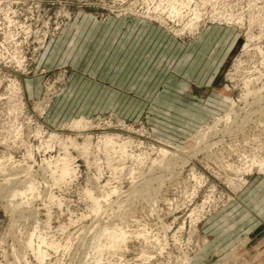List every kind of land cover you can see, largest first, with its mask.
Here are the masks:
<instances>
[{
	"label": "rangeland",
	"instance_id": "374dc122",
	"mask_svg": "<svg viewBox=\"0 0 264 264\" xmlns=\"http://www.w3.org/2000/svg\"><path fill=\"white\" fill-rule=\"evenodd\" d=\"M163 1L0 0V187L36 188L0 195V264H264V99L213 150L195 138L264 97V0L187 1L194 34ZM161 147L190 160L162 172ZM159 175L155 201L128 196Z\"/></svg>",
	"mask_w": 264,
	"mask_h": 264
},
{
	"label": "bare ground",
	"instance_id": "6f19581e",
	"mask_svg": "<svg viewBox=\"0 0 264 264\" xmlns=\"http://www.w3.org/2000/svg\"><path fill=\"white\" fill-rule=\"evenodd\" d=\"M150 1V0H148ZM159 1V0H158ZM165 1V7L164 6H161V4H159V2H157L159 5L155 6V11L158 12L159 10V14L155 15V17L158 19V21H165L166 18L169 19H172L171 21H185L184 23V26L182 28H174L173 31H175L177 34H181V32H185L184 30L188 31H192L193 34H194V31H198L200 26L203 25V24H206L204 22V17L205 14H207L206 10L203 8L201 9H198L199 7H197V3H195V8H192L190 7V5L187 3V1L191 2V0H164ZM163 1V2H164ZM209 1L211 0H204L203 1V4H200L201 6L205 5L206 3H208ZM195 2V1H194ZM153 3V2H152ZM162 3V1L160 2ZM164 4V3H163ZM162 4V5H163ZM204 7V6H203ZM190 9V12H188L187 14L185 13L186 11L184 10H187V9ZM166 9V11H165ZM146 11H147V8H146ZM150 11H148L149 13ZM152 12V11H151ZM145 13V12H144ZM165 13H168L166 17V14ZM185 13V14H184ZM164 14V15H163ZM189 15L188 19H187V16ZM213 15V14H212ZM165 16V17H164ZM153 16H151L152 18ZM207 18V17H206ZM230 18V17H229ZM213 19V18H212ZM154 20V18H153ZM231 20V18H230ZM203 22V24H202ZM183 23V22H182ZM168 24V23H167ZM180 25V24H179ZM202 27V26H201ZM24 29V28H23ZM191 33V32H190ZM186 34V33H185ZM180 36V35H179ZM260 52V51H259ZM263 62V61H262ZM20 64V63H19ZM24 65V64H22ZM21 65V66H22ZM19 67V66H18ZM253 73V72H252ZM250 74V73H249ZM251 77V76H250ZM250 79V78H248ZM247 79V80H248ZM253 79V78H252ZM246 80V79H245ZM246 80V81H247ZM257 80V79H256ZM245 81V82H246ZM252 80H248L245 84H246V87L248 89L249 87V84ZM255 82V81H253ZM255 84V83H254ZM245 86V85H244ZM251 87V86H250ZM264 89V87H263ZM21 91V90H20ZM46 93V92H45ZM49 93V92H48ZM246 100H245V104L244 106L242 107H238L237 108V102L233 101L232 102V105H231V110L226 113V115L223 117V122L225 123V125L222 127V128H219V125H220V121L221 119H218V121L216 122L215 125H213L212 127H209L207 131H203V132H200L198 133L195 138H197V146L200 147L198 148V151H211L213 150L214 148H216L217 146H219L222 141L224 140V137L226 136V134H232L234 132V128H236V126L239 124V122H237L236 119H232L231 118V115L233 113H235L237 111V109H240L241 111H243L245 113V116L241 119V122L243 123H246L248 122L249 120H251L252 118V113L254 112V107L257 106L258 104L254 105V103L256 101H258L259 99H264V97L262 96V94H260L258 96L257 99H253V98H250V96L252 94H255L252 90H247L246 91ZM53 94V93H52ZM24 95V93H23ZM258 95V94H257ZM262 97V98H261ZM49 99V98H48ZM22 100V98H21ZM24 105V104H23ZM18 106V105H17ZM259 108H263L261 106H257ZM256 108V107H255ZM15 110V109H14ZM21 110V109H20ZM263 110V109H262ZM238 113V112H237ZM83 117V116H82ZM77 118V117H76ZM239 118V117H238ZM86 119V118H85ZM240 119V118H239ZM253 121V120H252ZM251 121V122H252ZM238 123V124H237ZM85 126V123H84V120H75V122L72 124V126L74 128L76 127H81V126ZM240 126V125H239ZM242 127V126H240ZM83 129V128H82ZM237 129V128H236ZM43 130V129H42ZM83 131V130H81ZM38 133V132H37ZM36 134V133H35ZM39 134V133H38ZM43 134V133H42ZM18 136V135H17ZM194 136V135H192ZM36 137V136H35ZM58 136L56 134H52L50 135V139H55L57 138ZM41 138V137H40ZM14 140V139H13ZM59 141V140H58ZM107 144H112V143H116L114 141V139L112 137H105V140H104ZM6 142V141H5ZM70 142V141H69ZM16 144V143H15ZM65 144V143H64ZM163 144V143H162ZM24 145V144H23ZM36 145V144H35ZM34 145V146H35ZM28 146V145H27ZM40 146V145H38ZM60 146H62V144H60ZM167 147V145H165ZM47 147H49V145H47ZM51 147V146H50ZM73 147V146H72ZM16 148V147H15ZM27 148V147H26ZM39 148V147H37ZM160 148V147H159ZM162 148V147H161ZM43 150H46L44 148H42ZM49 149V148H48ZM34 150V149H33ZM32 150V152H33ZM37 151V149H36ZM185 151V150H184ZM29 152V151H27ZM31 152V151H30ZM64 154V153H63ZM160 154L162 155L161 159L159 160H154L153 162V165L154 167L160 169L162 172H165V171H170L169 173H173L175 167H174V163L173 161H171V159H168L167 157L170 155L172 156L173 158H179V156L181 158H185L186 160L189 159L190 157H188L185 153H182V150L181 152H171L169 154V151L164 147L160 150ZM200 154V153H199ZM69 155V154H68ZM135 155V154H134ZM13 156V155H12ZM33 156V155H32ZM139 155H137L138 157ZM64 157V156H63ZM140 157V156H139ZM171 157V158H172ZM60 158V157H59ZM63 159V158H62ZM180 159V158H179ZM190 160V159H189ZM54 161V160H52ZM184 161V160H183ZM51 162V161H50ZM58 162V161H57ZM60 162V161H59ZM176 162V161H175ZM61 164L58 166L59 167V179L60 180H63L65 179L66 177L70 176L73 171L76 172V170H73L72 169V166H70V163H69V160L68 158H64L61 162ZM186 164V163H185ZM260 165V167H264V160L263 161H259L258 163ZM1 161H0V170H1ZM182 166V165H181ZM188 166V165H187ZM255 166V165H254ZM53 167V166H52ZM183 167V166H182ZM47 169V168H46ZM48 170V169H47ZM154 171V170H153ZM156 173H157V170H155ZM4 172V171H3ZM252 172V171H251ZM260 172V171H259ZM264 172V171H263ZM14 173V172H13ZM152 173V172H150ZM262 173V172H261ZM154 174V173H153ZM159 174V173H157ZM156 174V175H157ZM74 175V173L72 174ZM151 175V174H149ZM247 175V174H246ZM168 176V175H167ZM164 178L163 175H159V176H155V177H150L144 181H142L138 186V185H135L133 187V190L129 192L128 196L130 197L131 195H134L136 194L137 192L139 193V195L142 197V198H145V199H153L155 201L156 199V196L154 194H156V192L158 191L159 187L158 185H160V183L162 182V179ZM19 180V179H18ZM237 180V179H236ZM5 186L1 185L0 187V195L3 193H7L8 196H11V197H14L16 198V203H20V201H23L21 198H22V195H24L26 192H31L33 193L34 190L36 189L35 188V183H34V180L33 179H29L28 183L26 185H24V189H20V188H17L16 185H14L13 183L12 184H8V183H11L12 181V178H5ZM14 181V179H13ZM238 181V180H237ZM236 181V184H238ZM160 182V183H159ZM155 184H158L155 186ZM235 184V183H234ZM240 181H239V185H240ZM233 185V184H232ZM231 185V186H232ZM243 185V184H242ZM237 186V185H236ZM140 187V188H139ZM233 187H235V185H233ZM241 187V186H240ZM234 189V188H233ZM236 189V188H235ZM5 193V194H6ZM158 193V192H157ZM4 194V195H5ZM135 196V195H134ZM133 196V197H134ZM132 197V196H131ZM94 198V197H92ZM232 198V197H231ZM95 201L98 202L97 198L95 199ZM99 204V202H98ZM97 205V204H96ZM98 209V208H96ZM22 211V210H21ZM19 212V211H18ZM36 220V219H35ZM197 223V222H196ZM34 234V233H33ZM108 237H109V245L114 247V246H120L121 243L123 242V240L125 239L126 237V233L124 230L122 229H119V228H114L113 231H111L109 234H108ZM43 240V239H42ZM108 245V246H109ZM38 247V246H37ZM38 253H37V257L39 258V260H43L44 259V255L45 253H43L42 250H40L41 246L38 247ZM17 252V251H16Z\"/></svg>",
	"mask_w": 264,
	"mask_h": 264
}]
</instances>
